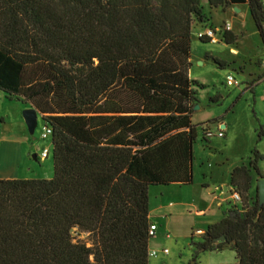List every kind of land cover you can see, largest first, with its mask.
Returning <instances> with one entry per match:
<instances>
[{
  "label": "trees",
  "instance_id": "trees-1",
  "mask_svg": "<svg viewBox=\"0 0 264 264\" xmlns=\"http://www.w3.org/2000/svg\"><path fill=\"white\" fill-rule=\"evenodd\" d=\"M208 2L247 4L264 45L261 0ZM205 17L201 0H0V92L42 115L53 158L51 179L0 178V264H149L150 187L194 182L204 86L190 77L191 42ZM252 153L231 173L241 208L200 234L195 258L229 245L237 264H264Z\"/></svg>",
  "mask_w": 264,
  "mask_h": 264
},
{
  "label": "rangeland",
  "instance_id": "rangeland-1",
  "mask_svg": "<svg viewBox=\"0 0 264 264\" xmlns=\"http://www.w3.org/2000/svg\"><path fill=\"white\" fill-rule=\"evenodd\" d=\"M240 10L241 13L236 16L233 13L227 16L214 14V21L228 17L234 30L243 33V37L235 41V44L227 45L223 36L217 34L224 30L207 23L204 28L210 27L216 31L217 42L212 40L211 43H203L197 40L195 33L204 28H199L198 32H195L197 27L194 30L190 77L204 86L202 89L197 88L199 108L194 110L192 116L194 124H201L194 145V183L190 186L158 189L166 192L163 197L165 204L175 203V207L166 210L167 213L159 208L162 197L156 193L157 188L152 189L150 209L159 225V233L150 240V251L158 250L161 253L150 256L149 264H237L236 254L229 245L221 250L198 252L196 258L194 255L197 252L195 244L203 241L198 231L205 232L220 222L227 208H241V201H235L230 195V169L242 164L249 165L254 150L261 154L262 159L258 165L262 177L254 170L250 173V202L256 198L259 180L264 179V47L258 37L259 33L257 35L253 28L248 7L242 6ZM234 48L238 54L233 56L231 53ZM206 55H214L230 65L220 69ZM230 73L234 74L239 86H227L226 80ZM213 97H219L218 101L212 102L210 99ZM27 108L29 106L25 103L8 100L0 92V168L7 165L11 167L15 161H20L19 179H51L52 137L49 135L46 139L42 138L45 132L42 116L34 133H30L23 118V111ZM223 124L226 129L222 127ZM204 130L211 132V136L208 137ZM220 130L224 132V137L218 136ZM25 136L26 141L23 138ZM4 137L20 142L22 140L24 143L22 147L19 144L7 147L1 141ZM45 148L50 151L49 159L46 162L36 160L34 155L40 158ZM203 184L211 185V188ZM214 187L217 188L213 192L211 189ZM164 215L168 217L164 218ZM73 237L75 241H85L90 245L88 234L74 230ZM164 249L169 253H163Z\"/></svg>",
  "mask_w": 264,
  "mask_h": 264
},
{
  "label": "crops",
  "instance_id": "crops-1",
  "mask_svg": "<svg viewBox=\"0 0 264 264\" xmlns=\"http://www.w3.org/2000/svg\"><path fill=\"white\" fill-rule=\"evenodd\" d=\"M202 6H203V8H204V14H205V19H204V21H197V23H196V25H195V27L193 26V30H192V40H193V37H194V35L195 34H197V33H195L194 34V30L196 29V27H197V29L195 30V32H198L199 31V28H202V27H205L206 25V23L208 24V25H211L212 27H218L220 30H224V28H225V25L226 24H230V27H231V29L229 30V32L231 33V35H230V37L232 38V37H234L235 38V41L236 42H238L239 41V39L240 38H242L243 37V33H241V31H239V32H237V31H235L234 30V28H233V25H232V23H231V21H230V18H228V17H225V16H227V15H229L230 13H233L235 16H236V14H238V13H241V8H242V6H247L248 7V5L247 4H240V5H231V6H227V7H223V6H219V7H217V8H214V7H212L210 4H209V2H208V0H206V1H202ZM248 10H249V7H248ZM215 13H222V14H224L225 16V18H224V20H222V21H214V14ZM249 13H250V10H249ZM219 16V15H218ZM250 17H251V23H252V25H253V28H254V30L256 31V34L258 35V30H257V28H256V25H255V23H254V21H253V19H252V16H251V14H250ZM229 21V22H228ZM217 29V28H216ZM201 30V29H200ZM224 32H226L225 30H224ZM224 32H222L221 34H219V32L217 33L219 36H223L224 35ZM217 35V36H218ZM258 37H259V35H258ZM195 38L198 40V38H197V35H195ZM260 38V37H259ZM261 39V38H260ZM204 40H210V39H208V38H205ZM199 41H201V40H199ZM234 41V44L236 43ZM225 42V41H224ZM208 43H211V42H208ZM226 43V42H225ZM191 44H192V42H191ZM227 44V43H226ZM261 44H262V41H261ZM228 45V44H227ZM230 45V44H229ZM263 45V44H262ZM263 47H264V45H263ZM192 51V50H191ZM238 54V50H236L235 48L234 49H232V53H231V55H237ZM212 56H214V55H212ZM264 58V57H263ZM262 58V59H263ZM192 68V67H191ZM5 98H6V96H5ZM7 99V98H6ZM30 108V107H29ZM39 118H40V116H39ZM39 118H38V120H39ZM222 127H224L225 129H226V125H222ZM24 138V140L26 141L27 140V138H26V136L25 137H23ZM1 141H2V143L3 144H5V145H7V147L8 146H12V147H14L15 145H20L21 147H22V144L24 143L22 140H21V142L20 141H17V140H15V139H10V138H3V139H1ZM19 146V147H20ZM12 147H10V148H12ZM21 149V148H20ZM43 150V149H42ZM49 157L50 156H48L46 159H42L41 158V156H40V158H39V155H34V158L36 159V160H40V161H42V162H46L48 159H49ZM14 161H15V159H14ZM19 165H20V161L19 162H17V161H15V163L14 164H12L11 165V167H8V165L7 166H5L4 168H0V178H2V179H19V170H18V167H19ZM50 166V162L48 163V167ZM53 166V165H52ZM240 166V165H239ZM236 167H238V166H234V167H232L231 169H230V175H231V173H232V171H233V169L234 168H236ZM49 169V168H48ZM230 178H231V176H230ZM46 179H48V178H46ZM211 179H213L212 177H211ZM194 183V182H193ZM192 185V184H191ZM225 185V184H224ZM172 186H190V185H180V184H171V185H169V186H151L150 187V189H149V197H150V207H151V194H152V189L153 188H157V190H156V193L157 194H159L161 197H162V202H161V204L159 205V208L160 209H162L163 211H165L166 212V210H168L169 208H173V207H175V203L174 202H169V204H165L164 203V199H163V197H164V194L166 193L165 192V190H158V189H167V188H169V187H172ZM203 186H208V187H210L211 188V185H204L203 184ZM221 186H223V184L221 185ZM227 186V185H226ZM159 187H163V188H159ZM230 187H231V190L233 189V187L231 186V184H230ZM217 187H214V189H211L213 192H214V190L216 189ZM221 202H223V200H221ZM221 202H219V204L220 205H222L221 204ZM197 208V207H196ZM227 209H230V208H227ZM226 209V210H227ZM226 210H225V212H226ZM171 211H169V213H170ZM203 212V211H202ZM224 212V213H225ZM167 213V212H166ZM198 213H201V211H198ZM224 213H223V216H224ZM169 216H171V213L169 214ZM168 217V215H164V218H167ZM150 218H151V220H152V222H153V224H155L156 226H157V231H156V234L157 233H159V225L157 224V221H155V219L153 218V216H152V214H151V209H150ZM200 231V230H199ZM149 250H151L150 249V243H149ZM165 250V249H164ZM153 251H157V252H160L161 253V251H158V250H153ZM153 251H150V252H153ZM160 253L158 254V255H160ZM157 255V256H158Z\"/></svg>",
  "mask_w": 264,
  "mask_h": 264
},
{
  "label": "built area",
  "instance_id": "built-area-1",
  "mask_svg": "<svg viewBox=\"0 0 264 264\" xmlns=\"http://www.w3.org/2000/svg\"><path fill=\"white\" fill-rule=\"evenodd\" d=\"M261 3H262V5L264 6V0H261ZM202 28H204V27H202ZM204 29H205V28H204ZM204 29L201 30V31H199V32L197 33V38H198L199 40H203V39H205V38H208V39H210L211 41L214 40V42H215V41H216V40H215L216 31H214V30H213L212 28H210V27H206V29H205V30H204ZM230 29H231L230 24H226L224 30H225V31H229ZM226 84H227V86H232V87H233V86H239V85H240V83L238 82V80L236 79V77L234 76L233 73L228 74V76H227V80H226ZM51 134H52V129H51L50 127H45V132L43 133L42 138H43V139H46V138H48V136L51 135ZM206 135H207L208 137L211 136V132H209V131L207 130V131H206ZM218 136H220V137H224V132H223L222 130H220L219 133H218ZM49 154H50L49 149H48V148H45V149H43L42 152H41V158H42V159H46V158L49 156ZM230 195H231V197H232L235 201H239V202L241 201V197H240L239 193H238L236 190L232 189L231 192H230ZM156 230H157V226H156L155 224L152 225V226L150 227V234H151V235H154L155 232H156ZM198 233H199V234H202L203 232H202V231H198ZM162 252L165 253V254H168V253H169V251H168L167 249L163 250ZM159 253H160V252L153 251V252H150V256H157Z\"/></svg>",
  "mask_w": 264,
  "mask_h": 264
},
{
  "label": "water",
  "instance_id": "water-1",
  "mask_svg": "<svg viewBox=\"0 0 264 264\" xmlns=\"http://www.w3.org/2000/svg\"><path fill=\"white\" fill-rule=\"evenodd\" d=\"M199 108L198 105L195 106L194 110ZM42 116L35 108L30 107L23 111V118L29 128L30 133H34L37 125L38 118ZM258 198L260 205H264V179L259 180L258 182ZM224 238H218L216 241H223Z\"/></svg>",
  "mask_w": 264,
  "mask_h": 264
},
{
  "label": "bare ground",
  "instance_id": "bare-ground-1",
  "mask_svg": "<svg viewBox=\"0 0 264 264\" xmlns=\"http://www.w3.org/2000/svg\"><path fill=\"white\" fill-rule=\"evenodd\" d=\"M215 42H217V41H215Z\"/></svg>",
  "mask_w": 264,
  "mask_h": 264
}]
</instances>
